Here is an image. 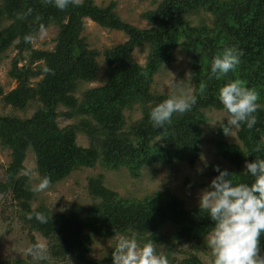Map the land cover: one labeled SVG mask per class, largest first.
Returning a JSON list of instances; mask_svg holds the SVG:
<instances>
[{
  "label": "trees",
  "instance_id": "obj_1",
  "mask_svg": "<svg viewBox=\"0 0 264 264\" xmlns=\"http://www.w3.org/2000/svg\"><path fill=\"white\" fill-rule=\"evenodd\" d=\"M0 1V61L11 48L17 51L9 71L17 87L6 95L0 88V96L4 95L7 105L22 111L31 102L41 103L30 118L0 114V147L11 151V162L0 181V200L7 201L4 197L11 195L24 228L48 240L40 264H110L112 253L99 260L90 257L94 238L135 232L141 245H162L168 241L163 233L168 223L177 227L172 239L204 243L213 222L199 206L186 208L184 201L168 190L142 199H124L104 185L103 175L89 178L87 188L94 203L86 208L54 216L43 204L33 208L36 193L31 190L30 178L23 174V164L27 153H33L39 180L49 177V187L98 164L109 170L125 168L133 177L157 164L194 165L202 155L204 111L220 110L219 89L239 79L259 94L257 122L252 129L242 126L238 130L239 144L218 141L217 151L235 167L228 170L235 174L233 182L250 184L254 178L243 174L245 161L264 158V0H161L141 16L150 25L147 29L124 22L116 2L98 6L94 0H77L61 10L52 0ZM200 12L212 16L210 25L191 23L189 17ZM85 19L123 32L127 41L104 52L91 49L82 36ZM51 26L59 28L54 48L35 49L32 40L41 29ZM26 35L33 39L26 42ZM225 47L242 51L240 63L226 76L210 78L211 60ZM137 48L148 51L144 66L133 59ZM178 49L189 59L196 103L183 115H174L170 125L157 129L148 114L168 95L152 92L154 77ZM100 56L108 66L107 81L82 92L79 98L82 85L95 81ZM33 80L38 81L34 84ZM136 108L141 118L129 124L125 112ZM59 117L81 119L61 127ZM79 133L90 138L89 147L78 145ZM216 166V161L209 163L212 178L218 175ZM35 212H42L46 222L28 218ZM182 264L203 263L193 254Z\"/></svg>",
  "mask_w": 264,
  "mask_h": 264
},
{
  "label": "rangeland",
  "instance_id": "obj_2",
  "mask_svg": "<svg viewBox=\"0 0 264 264\" xmlns=\"http://www.w3.org/2000/svg\"><path fill=\"white\" fill-rule=\"evenodd\" d=\"M80 1V0H79ZM98 6H106L111 2H116V11L119 17L126 23L141 29L150 27L147 21L142 19V14L153 10L157 7L161 0H94ZM1 2V1H0ZM212 16L200 12L197 15H191L189 20L193 25L211 24ZM85 28L82 36L86 38L89 47L104 52L105 49L113 48L127 41V36L120 31L111 30L101 27L96 22L85 19ZM59 28L51 26L42 33L38 34L32 40L35 49L51 50L55 46V40L58 35ZM17 51L11 48L0 61V88L4 95L16 89L17 83L9 76L11 62L16 56ZM148 55L147 49H135L133 59L140 65H145ZM99 72L94 82L83 84L77 96L80 98L82 92L105 85L108 77V66L103 56L98 58ZM38 80H33L36 83ZM181 82L182 86L191 89L194 95L195 84L190 73L189 59L183 51L178 49L168 62L163 64L160 71L154 77L152 92L155 94L164 93L168 96L175 94V86L173 83ZM0 96V114L2 116H13L18 118H30L41 106L39 102H31L25 110L14 109L3 101ZM60 111H64L61 107ZM206 123L204 124V135L202 137V155L204 161L199 159L196 164L189 165L184 162H177L174 165L157 164L147 166L141 170L138 177H133L125 169L109 170L97 165L95 168H84L73 172L67 179L57 183L53 187L46 190L35 192L36 199L33 201V208L43 204L49 210L52 216L60 213L70 214L72 210L78 207L86 208L94 203V199L88 192V180L98 175L104 176V185L116 192L124 199H142L146 196L154 195L157 191L168 190L181 198L186 208L198 206L199 193L207 187L213 179L210 174L209 163L216 161L223 169L235 170V167L226 161L217 151L218 141H227L229 143H240L236 130L231 136H226L223 132L218 133L221 129L218 122L224 115L220 110H205ZM128 123H132L141 118L139 108L132 111H126ZM81 117L65 119L59 117L58 121L61 127L78 123ZM216 123V124H215ZM226 123V119L224 120ZM77 143L83 147H89L91 140L84 133H79ZM11 162V151L0 147V181L4 180L5 169ZM205 163L207 167H205ZM26 171L30 173L28 176L32 186L39 182V174L36 169L35 155L28 152L24 161ZM203 169V172H198ZM244 169V167H243ZM25 171V172H26ZM3 199V197H1ZM7 201L0 200V264H40L39 258L35 257L29 249H33V244L39 246V252H44L49 244L48 240L37 232H30L25 229L24 225L19 221L16 213V207H13L11 195L4 197ZM177 231V227L168 223L163 229L164 235L168 238L162 245H155L158 252L163 254L168 264H182L185 260L196 255L203 264H212V256L210 250L207 249L205 243L200 242H178L172 239V235ZM31 233V236H29ZM33 237V239H32ZM112 238V237H111ZM94 238L92 241V250L90 257L95 260L107 258L112 253L114 246L111 239ZM110 264H113L111 262Z\"/></svg>",
  "mask_w": 264,
  "mask_h": 264
},
{
  "label": "clouds",
  "instance_id": "obj_3",
  "mask_svg": "<svg viewBox=\"0 0 264 264\" xmlns=\"http://www.w3.org/2000/svg\"><path fill=\"white\" fill-rule=\"evenodd\" d=\"M52 2L56 8L63 10L70 3L76 4L77 0ZM32 39L31 35L24 37L26 42ZM242 54L235 47H225L214 55L210 64V78L220 79L234 71ZM173 84L175 94L168 96L149 111V120L154 128L164 129L165 125L172 123L174 115H183L196 103V97L191 94L190 88L182 86L181 82ZM218 100L220 111L225 115L216 123L220 124L226 136L232 137L242 126L247 129L255 126L259 94L254 88L246 87L239 79L233 80L219 89ZM256 151L260 149L257 148ZM200 159L204 161L203 156ZM244 168L243 174L254 178L250 184L234 183L235 174L216 166L214 171L218 175L199 193V209L206 212L213 222L211 231L204 237V243L211 252L212 264H264V255H261V238L264 237V158L245 161ZM197 171L203 172V169ZM23 174L30 176L27 171ZM49 185L50 178L44 176L31 190L40 192ZM33 216L41 223L47 220L42 212L29 213L28 218L32 219ZM109 242L114 244L113 264H168L167 258L158 252L153 242L141 245L135 232H131V235L115 232ZM29 251L35 257L43 258L39 246Z\"/></svg>",
  "mask_w": 264,
  "mask_h": 264
}]
</instances>
